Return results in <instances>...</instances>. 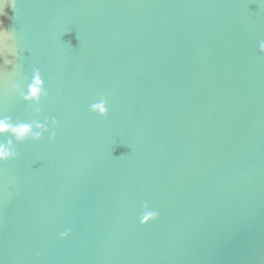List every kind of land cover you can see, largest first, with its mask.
<instances>
[{"label":"water","instance_id":"95a60500","mask_svg":"<svg viewBox=\"0 0 264 264\" xmlns=\"http://www.w3.org/2000/svg\"><path fill=\"white\" fill-rule=\"evenodd\" d=\"M0 32V118L59 121L0 136V264H264V0H0Z\"/></svg>","mask_w":264,"mask_h":264},{"label":"clouds","instance_id":"9594fccd","mask_svg":"<svg viewBox=\"0 0 264 264\" xmlns=\"http://www.w3.org/2000/svg\"><path fill=\"white\" fill-rule=\"evenodd\" d=\"M14 9V7H13ZM6 42H12L10 45V54L12 56L16 55L15 45L13 37L11 34H5L0 32V54L3 53ZM260 50L264 52V41H261L259 44ZM9 64H12V61H8ZM13 65V64H12ZM20 66L18 64L13 65V69H18ZM4 87L8 89V81L5 82ZM17 91H20L22 98L29 104L35 103L39 104L41 98L46 95L44 80L41 76L39 69H34L32 81L28 85L27 92L20 90L19 85H14ZM90 110L98 114L99 116L104 117L105 119L109 116V106L106 101H101L99 103H94L90 106ZM52 128L46 126V124L40 122L33 123H13L11 118L3 117L0 118V136H11L15 137L17 143H25L28 141H42L44 139L45 133H49V140H55L54 129L59 127V121L53 119L50 121ZM18 151L13 144L12 139H9L5 144L0 142V164L7 163L18 158ZM145 211L139 217V222L141 225L147 227L148 225L158 221L160 219V214L155 210H148L147 204L144 205ZM72 235L71 229H66L59 233L60 239L67 240Z\"/></svg>","mask_w":264,"mask_h":264}]
</instances>
